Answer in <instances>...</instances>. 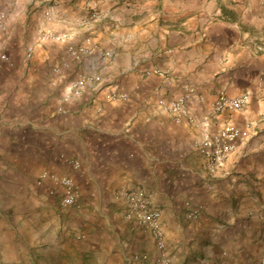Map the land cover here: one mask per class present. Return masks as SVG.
I'll use <instances>...</instances> for the list:
<instances>
[{
  "label": "crops",
  "instance_id": "1",
  "mask_svg": "<svg viewBox=\"0 0 264 264\" xmlns=\"http://www.w3.org/2000/svg\"><path fill=\"white\" fill-rule=\"evenodd\" d=\"M93 1L103 18L80 24L87 0H0V51L13 63L0 61V264H161L158 241L125 218L118 193L132 188L161 211L167 264H258L264 0ZM41 24L96 46L74 59L65 44L33 37ZM150 67L165 75H146ZM184 83L195 86L188 108L199 126L174 122L157 103ZM110 90L126 97L110 99ZM220 90L250 100L217 113ZM227 121L251 123L250 134L209 174L194 141ZM41 173L71 175L77 204L60 205V186L47 176L37 183ZM190 206L197 216H187Z\"/></svg>",
  "mask_w": 264,
  "mask_h": 264
},
{
  "label": "built area",
  "instance_id": "2",
  "mask_svg": "<svg viewBox=\"0 0 264 264\" xmlns=\"http://www.w3.org/2000/svg\"><path fill=\"white\" fill-rule=\"evenodd\" d=\"M53 2H59L60 0H52ZM87 7H89L86 16H82L77 19L80 24H85L89 20H100L103 18V12L96 10L95 2L91 3V0H87ZM44 17L46 20L52 18V11L48 8L44 10ZM6 26V13L0 8V30ZM34 38L40 41H58L66 45L68 54L74 58L79 59L83 54L89 52L95 48L96 44L93 41V37L90 35L84 36V38L76 44L70 42V34L67 32H55L50 26L41 24L36 27ZM109 51H103L104 56H108ZM0 61L12 65V61L5 52L0 51ZM56 72L59 71V67H55ZM146 75L154 74L158 76H164L165 71L158 67H150L145 69ZM264 76V69L262 70ZM86 78H80L72 82L73 92L79 94L83 91ZM196 89L191 83H184L183 90L169 100L159 98L157 103L162 109L168 113V115L176 123L186 121L194 126H199L194 114L188 108V102L192 98ZM107 96L110 99L117 97L125 98L126 95L116 90H110L107 92ZM200 99L201 96H198ZM250 100V95L247 92H243L237 95H229L224 90H220L214 100L211 103V108L214 112L224 111H239ZM250 124L237 125L233 122H224L213 131L204 130L200 136L194 141L195 149L198 151L202 159L204 160L206 172L209 174H216L220 167L223 165L227 157L236 150L238 141L245 139L250 134ZM74 167L79 166L78 160H72ZM47 176L50 181L60 186L62 192L60 195L59 203L63 207L75 206L78 202V189L77 185L71 175L63 173L56 174L50 173L46 175L41 173L38 176L37 183H41ZM123 199L126 210L125 218L134 224L140 226L146 231H149L154 238L158 241V247L161 249V255L159 256V262L161 264H167L169 258L162 250L164 244L161 241V211L158 208L153 207L152 200L141 188L123 189L118 193ZM199 209L197 206H190L187 210L188 217L197 216ZM138 257V256H137ZM146 258V255H142ZM258 264H264V254L262 255Z\"/></svg>",
  "mask_w": 264,
  "mask_h": 264
},
{
  "label": "rangeland",
  "instance_id": "3",
  "mask_svg": "<svg viewBox=\"0 0 264 264\" xmlns=\"http://www.w3.org/2000/svg\"><path fill=\"white\" fill-rule=\"evenodd\" d=\"M6 23H7V20H6ZM6 28H7V24H6L5 28L4 29H1V30H5ZM57 210H59V209H57Z\"/></svg>",
  "mask_w": 264,
  "mask_h": 264
}]
</instances>
